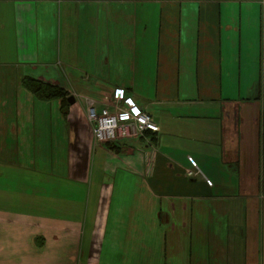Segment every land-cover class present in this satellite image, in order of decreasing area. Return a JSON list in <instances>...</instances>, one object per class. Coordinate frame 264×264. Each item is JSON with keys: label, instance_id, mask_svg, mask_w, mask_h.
Masks as SVG:
<instances>
[{"label": "crops", "instance_id": "1", "mask_svg": "<svg viewBox=\"0 0 264 264\" xmlns=\"http://www.w3.org/2000/svg\"><path fill=\"white\" fill-rule=\"evenodd\" d=\"M0 196V264H264V0H0Z\"/></svg>", "mask_w": 264, "mask_h": 264}, {"label": "built area", "instance_id": "2", "mask_svg": "<svg viewBox=\"0 0 264 264\" xmlns=\"http://www.w3.org/2000/svg\"><path fill=\"white\" fill-rule=\"evenodd\" d=\"M86 117L91 123V133L96 144L144 137L146 131H159L153 116L136 105L132 98L125 97L120 88L115 90L112 103L100 109L94 106L92 100L87 101ZM190 161L195 168L192 173L197 174L199 170L195 162L192 159Z\"/></svg>", "mask_w": 264, "mask_h": 264}, {"label": "trees", "instance_id": "3", "mask_svg": "<svg viewBox=\"0 0 264 264\" xmlns=\"http://www.w3.org/2000/svg\"><path fill=\"white\" fill-rule=\"evenodd\" d=\"M22 83L28 90L33 92L39 98H43V99L60 98L64 106H67L68 104L67 91L58 85H54L48 82H43L30 76L24 77ZM147 133H149V131H146V134ZM115 142L116 141L107 142L105 143V145L113 149Z\"/></svg>", "mask_w": 264, "mask_h": 264}, {"label": "rangeland", "instance_id": "4", "mask_svg": "<svg viewBox=\"0 0 264 264\" xmlns=\"http://www.w3.org/2000/svg\"><path fill=\"white\" fill-rule=\"evenodd\" d=\"M187 176H194L195 174L194 173H188V172H186L185 173ZM200 174V176L202 175V173H199ZM203 176V175H202ZM204 177V176H203ZM204 179H205V181H206V183L208 184V185H212V181L210 180V179H207V178H205L204 177ZM0 203H3V201H2V198H1V196H0Z\"/></svg>", "mask_w": 264, "mask_h": 264}, {"label": "water", "instance_id": "5", "mask_svg": "<svg viewBox=\"0 0 264 264\" xmlns=\"http://www.w3.org/2000/svg\"><path fill=\"white\" fill-rule=\"evenodd\" d=\"M68 101H69L70 103H72V102L74 101V99L72 98V96H69V97H68Z\"/></svg>", "mask_w": 264, "mask_h": 264}]
</instances>
